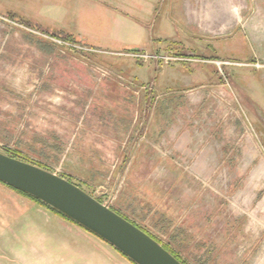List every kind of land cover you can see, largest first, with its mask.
<instances>
[{"label": "rangeland", "instance_id": "374dc122", "mask_svg": "<svg viewBox=\"0 0 264 264\" xmlns=\"http://www.w3.org/2000/svg\"><path fill=\"white\" fill-rule=\"evenodd\" d=\"M139 1L0 0V153L187 264H264V29L182 30ZM0 264L133 263L0 183Z\"/></svg>", "mask_w": 264, "mask_h": 264}, {"label": "water", "instance_id": "95a60500", "mask_svg": "<svg viewBox=\"0 0 264 264\" xmlns=\"http://www.w3.org/2000/svg\"><path fill=\"white\" fill-rule=\"evenodd\" d=\"M0 183L65 216L134 264H182L148 234L57 173L0 153Z\"/></svg>", "mask_w": 264, "mask_h": 264}, {"label": "crops", "instance_id": "0c3cea01", "mask_svg": "<svg viewBox=\"0 0 264 264\" xmlns=\"http://www.w3.org/2000/svg\"><path fill=\"white\" fill-rule=\"evenodd\" d=\"M139 2L160 4L161 1ZM163 3L167 5L166 10L169 9V18L176 23L175 27L182 30L185 28L182 22L185 19L188 24L208 32L215 30L217 33H224L229 29L236 30L240 26L252 36L263 33L264 22L260 19L264 20V0H167ZM125 19L134 21L128 17ZM137 19L140 20L138 17ZM134 26L142 33H145L148 27L147 23L140 22H134Z\"/></svg>", "mask_w": 264, "mask_h": 264}, {"label": "trees", "instance_id": "16d2710c", "mask_svg": "<svg viewBox=\"0 0 264 264\" xmlns=\"http://www.w3.org/2000/svg\"><path fill=\"white\" fill-rule=\"evenodd\" d=\"M70 182H71V181H70ZM3 185H4V184H3ZM5 186H7V185H5ZM7 188H10L11 190H14V191H16V192L18 191V190L14 189V188H12V187H9V186H7ZM18 193L21 194V195H23V196H25V197H27V198H29V199L32 200L33 202H36V203H38L39 205L45 207L46 209H48L49 211L53 212L54 214H56L57 216L61 217L62 219L71 222V224L73 223L72 221H70V220H69L68 218H66L65 216L61 215L60 213H57L56 211L50 209L49 207L43 205L42 203H40L39 201L35 200L34 198H32V197H30V196H28V195H26V194H24V193H22V192H20V191H18ZM110 210H112V208H111ZM113 211L116 212L117 214H119L120 216H122L119 212H117V211H115V210H113ZM122 217L125 218L124 216H122ZM125 219L128 220L127 218H125ZM128 221H129L130 223H132L133 225H135L137 228L141 229V230H142L143 232H145L146 234H148L150 237H152V239H154L157 243H159V244H160L165 250H167V251H168L172 256H174L179 262H181L182 264H187L185 260H183L178 254H176L175 252H173L172 250H170L169 247H166V246L162 245V244H161V243H160L155 237L152 236V234H149V233H148L145 229H143L141 226H138L137 224L131 222L130 220H128ZM73 224H74V223H73ZM120 254H121V253H120ZM129 262H130V260H129ZM131 263H132V262H131ZM133 264H134V263H133Z\"/></svg>", "mask_w": 264, "mask_h": 264}]
</instances>
